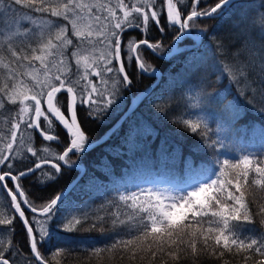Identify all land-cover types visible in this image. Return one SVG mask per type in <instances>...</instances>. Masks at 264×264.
Wrapping results in <instances>:
<instances>
[{
    "label": "snow or ice",
    "instance_id": "obj_1",
    "mask_svg": "<svg viewBox=\"0 0 264 264\" xmlns=\"http://www.w3.org/2000/svg\"><path fill=\"white\" fill-rule=\"evenodd\" d=\"M251 2L255 4L256 0ZM202 3L204 6L200 7ZM233 3L234 0H217L214 4L209 0H191L190 4L185 0H0V75L3 76L0 110L6 109L7 104L19 105L16 112L6 117L9 134H0V188L11 198L12 213L0 214L3 217L0 226H4L0 228V264H16L12 257L21 254L8 235L14 232L12 226L17 218L29 240L32 260L28 264H50L40 246L50 239L51 225L66 197L61 192L37 206L28 199L19 180L47 165L51 170L42 172L40 182L44 183L55 180L65 166H77L73 157L93 146L78 121V106L87 105L89 116L96 119L109 114L121 92L133 84L127 71L129 65L139 74H155L156 69L145 57V51L170 59L182 56L185 71L194 77L186 83L196 87L202 82L207 64L217 81L227 80L228 86L212 96L204 93L203 97L224 104L225 110L239 106L241 100L245 106L255 108L258 90L264 101V0H259L258 9H249L247 15H236L238 23L233 31L239 33L237 45H226L215 30L209 32L199 23L219 21ZM150 25L157 26L160 33L166 29L173 32L167 53L162 42L153 43L147 37L123 41L126 31L136 29L147 33ZM241 28L245 32H240ZM185 37H192L193 43L191 47L181 48L180 41ZM204 38L211 45V64L207 62V53L198 54ZM232 39L235 37L230 35L228 40ZM234 47L236 50L232 51ZM240 49H246L247 54H242ZM92 77H97L98 82ZM233 87L235 95L228 100ZM62 92L67 93L63 103L58 95ZM191 98L197 104L202 102L201 93ZM154 108L165 115L173 110L167 97H161ZM57 122L67 134L62 150L55 152L51 145L42 149L34 147L32 137L36 133L43 141L61 143L59 134L55 133ZM172 122L198 136L208 149H215L218 142L207 136L206 124L201 127L202 122L183 115H177ZM138 133L139 128L130 125L125 142L134 141ZM41 152L46 155L42 157ZM28 154L38 162L13 174L15 162L27 160ZM216 165L211 175L182 195L155 189L120 193L116 200L109 201L116 211L107 212V219L96 215L97 222L90 223L88 212L68 210L58 226L64 232L74 233L81 231L85 222H89L86 231H104L103 225L108 222L113 230L122 225L127 239L116 240L107 249L91 248L90 252L97 256L119 246L131 253L133 260L138 251H143L153 260L163 253L179 262L182 259L179 253L187 247L193 255L205 252L222 264H228L223 259L226 253L238 258L241 264L250 260L253 264H264V232L245 236L240 223L251 224L259 217L258 223L264 225V203L256 204L254 209L251 205L255 200L246 199L249 189L264 192V154L224 160L217 157ZM189 169L192 170L191 165ZM9 180L14 187L8 186ZM223 192L226 196L221 195ZM22 204L32 214L30 217ZM121 208L130 211L121 212ZM198 240L202 244L199 250ZM51 255L55 260L61 255H71V250L57 247ZM56 264H60L59 260ZM161 264L167 261L161 259Z\"/></svg>",
    "mask_w": 264,
    "mask_h": 264
},
{
    "label": "trees",
    "instance_id": "obj_2",
    "mask_svg": "<svg viewBox=\"0 0 264 264\" xmlns=\"http://www.w3.org/2000/svg\"><path fill=\"white\" fill-rule=\"evenodd\" d=\"M190 2L191 0H185L186 4H190ZM209 2L214 4L217 0H209ZM258 3L259 0H256L255 4L251 0H234L232 8L223 18L219 21L203 20L199 22L200 26L207 27L209 32L215 30L217 36L226 41V45H237L239 33L233 31L234 25L238 23L236 15H247L249 9L253 7L258 9ZM203 6L202 3L200 7ZM241 8L243 9L242 12L240 11ZM161 19L163 23L164 18ZM240 32L243 33L245 30L241 28ZM230 35L235 39L228 40ZM145 37L153 43L162 42L164 50H166L173 39V32L166 29L164 33H160L157 26L150 25L147 33L130 29L123 34L122 39L126 43L130 38L140 39ZM187 40H191V38L188 37ZM205 45L208 47H204ZM235 50L234 47L232 51ZM240 51L242 54H247L246 49H240ZM205 53H207L208 64H211L212 51L208 38L202 40V46L198 54L204 55ZM145 57L153 68L156 67L164 71L163 77L149 90L150 92L148 91L150 94L147 92L146 96L144 95L138 100L133 112L122 120V124L117 126V129L111 131L112 133L106 138L107 141L105 139L103 142L96 144V148H91L79 157H73V159L80 160L79 162L83 163L85 168L80 176L81 178L79 177L76 181L77 183L75 182L68 190L69 192L64 194L66 198L59 205L56 221L51 225V237L40 246L45 258L51 260L50 264H56L57 260L60 264H161V259L166 260L167 264H222L215 256L205 252L193 255L191 249L187 247H185L183 253H179L182 256L179 262L172 261L170 257L163 253L158 254V257L153 260L150 254L143 251H138L136 258L133 260L131 253L124 251L119 246L110 251H102L97 256L90 252L91 248L107 249L116 240L127 239L126 230H123L122 225H117L116 230H113V225L108 222L103 225L104 231H86L84 228L89 226V222H85L81 231L74 233L64 232L58 226L61 217L68 210L86 211L91 217L90 223H96V215L106 216L107 212L116 211L114 207L109 205V201L116 200L120 193L138 192L140 189H155L182 195L185 191H191L192 186L211 175V170L217 167V157L224 160L247 154H254L257 157L264 154V111L260 110L264 109V101L260 99L259 90L255 108L245 106L241 100L239 106L233 105L225 110L224 104L203 97L204 93L212 96L222 92L228 86L227 80L217 81L216 77L211 74L212 69L208 68L207 64L205 65L207 71L203 73L202 82L199 87H196L186 83L194 77L192 73L185 71L182 56L167 59L153 56L149 51H145ZM127 71L132 75L133 84L121 92L117 103L109 114L96 119L89 116L87 105L78 106V121L81 123L82 130L86 133L89 141L95 139L98 135L100 136L124 110L130 98L154 78L151 75L139 74L138 70L132 65L127 67ZM55 72L56 69H53V73ZM0 79H3L2 75H0ZM92 79L94 82H98L97 77H92ZM197 93H201L202 102L199 104L191 98L196 96ZM58 95L62 103L67 98V93L62 92ZM234 95L235 88L233 87V92L228 96V100H232ZM161 97L170 98L173 110L167 115L156 112L154 108ZM18 107V104H7L6 109L0 110V113H3L0 115V134H9L10 125L6 117L10 113L16 112ZM177 115H183L194 122L200 121L202 122L201 127L206 124L207 136L218 142L215 149H208L198 136L186 131L180 125L174 124L172 121ZM130 125H137L139 133L134 141L126 143L125 134ZM149 132L151 134H148ZM55 133L60 136V144L43 141L36 133L32 137L34 147L42 149L47 145H51L53 151H61L64 144L67 143V134L58 122ZM105 143L107 145L102 146ZM112 144H115V146ZM40 155L43 157L46 154L41 152ZM37 162L35 157L28 154L27 160L15 162V167L12 169L13 174H17ZM189 165L192 166V170L189 169ZM68 168L65 166L55 180L41 183L42 172L46 173L51 170L49 166L45 165L35 173L21 177L19 183L25 193L28 194V199L39 206L50 200L79 171L76 167ZM153 178L163 179L168 185V189L163 186L153 187L149 181ZM8 184L12 188L10 180ZM221 195L226 196V192L221 193ZM246 199L255 200V203L251 205L255 209L256 204L264 203V192L255 188L249 189L246 192ZM9 202V196L3 188H0V214H12L9 209ZM22 208L24 207L22 206ZM25 211L26 216L30 217L32 215L26 208ZM126 211L130 210L121 208V212ZM0 218H3L2 215H0ZM259 219V217H256L251 224L241 221L240 223L243 224L242 234L245 236H259L261 232H264V225L258 223ZM18 220L17 218L12 226L14 232L8 235L21 254L12 257V259L16 261V264H28V261L32 260L28 236L21 221ZM3 227L0 226V228ZM142 246L146 247V243ZM57 247L69 248L71 255H61L53 260L51 253ZM182 247L184 246L182 245ZM153 248H155V244ZM197 248L198 250L202 248L199 240ZM173 250H175V246H173ZM223 259L227 260L228 264H241L238 258L227 253ZM248 264H253V261L250 260Z\"/></svg>",
    "mask_w": 264,
    "mask_h": 264
},
{
    "label": "water",
    "instance_id": "obj_3",
    "mask_svg": "<svg viewBox=\"0 0 264 264\" xmlns=\"http://www.w3.org/2000/svg\"><path fill=\"white\" fill-rule=\"evenodd\" d=\"M193 36H195V34H193ZM140 39H142V38H140ZM140 39H138L137 41H139ZM179 47H181V45H179ZM168 51H169V49L166 51V53ZM159 57L165 58L167 56H159ZM155 69H156V72H155L154 75L151 74V73H145L146 75L154 76L155 77L154 80L152 82H150L147 86H145L142 89H140L139 91H137L130 98L129 103L124 108V110L120 113V115L114 120V122L100 136H98L97 138L89 141L90 143H92L93 146L98 144V143H100V142H102V141H104L109 136L111 131H113L118 126V124H120V122H122V120L125 117H127L129 114H131L133 112L135 106L137 105L138 100H140L158 82V80H159V78L161 76V70L159 68H155ZM76 164H77V166H75V167L80 169L79 172L64 187H62L55 195H57V194H59L61 192H63V194L67 193L68 190L71 188V186L79 179V177L81 176V174H82V172L84 170V167L80 163L79 164L76 163ZM31 167H34V165L31 166ZM26 169L27 168H25V169H23L21 171H24ZM11 184L14 187L12 182H11ZM5 192H6V190H5ZM9 198H10V196H9ZM22 206L25 208V206L23 204H22ZM28 243H29V240H28ZM29 250H30V247H29Z\"/></svg>",
    "mask_w": 264,
    "mask_h": 264
},
{
    "label": "bare ground",
    "instance_id": "obj_4",
    "mask_svg": "<svg viewBox=\"0 0 264 264\" xmlns=\"http://www.w3.org/2000/svg\"><path fill=\"white\" fill-rule=\"evenodd\" d=\"M172 41H173V39H172ZM166 58L168 59V57H166ZM175 69H176V68H175ZM160 70H161V69H160ZM163 74H164V71L161 70V76H160L158 82L160 81V79H162V77H163L162 75H163ZM154 78H155V77H154ZM154 78H153V80H154ZM153 80H152V81H153ZM152 81H151V82H152ZM158 82H157V83H158ZM147 85H148V84H147ZM147 85H146V86H147ZM144 87H145V86H144ZM152 88H153V87H152ZM152 88H151V89H152ZM154 88H155V87H154ZM141 89H142V88H141ZM139 90H140V89H139ZM149 92H150V91H149ZM149 92H148V94H149ZM146 95H147V94H146ZM146 95H145V96H146ZM135 115H136V114H135ZM141 120H142V119H141ZM124 121H125V120H124ZM113 122H114V121H113ZM111 124H112V122H111ZM139 125H140V123H139ZM108 126H110V124H109ZM136 126H137V125H136ZM106 127H107V126H106ZM140 128H141V127H140ZM115 129H117V128H115ZM102 132H103V131H102ZM112 132H113V131H112ZM112 132H111V133H112ZM117 132H119V131H117ZM114 135H115V134H114ZM169 135H170V134H169ZM98 136H99V135H98ZM98 136H97V137H98ZM97 137H96V138H97ZM111 137H112V136H111ZM162 137H163V136H162ZM168 137H169V136H168ZM89 139H90V138H89ZM169 140H170V139H169ZM90 141H91V140H90ZM106 141H107V139H106ZM106 141H105V142H106ZM111 141H112V140H111ZM172 141H174V140H172ZM102 142H103V141H102ZM175 142H176V141H175ZM107 143H108V142H107ZM115 143H116V142H115ZM170 143H172V142H170ZM101 145H102V144H101ZM104 145H107V144L105 143V144H103L102 146H104ZM112 145L115 146V144H112ZM171 145H172V144H171ZM174 145H175V144H174ZM177 147H178V146H177ZM91 148H96V146L94 145V147H91ZM98 148H99V146H98ZM117 148H118V146H117ZM194 150H195V149H194ZM189 156H190V155H189ZM74 160H75L76 162L78 161V160H76V158H74ZM79 161H80V160H79ZM79 161H78V162H79ZM81 162H82V161H81ZM79 163H80V162H79ZM82 164H83V163H82ZM83 165H84V164H83ZM84 167H85V166H84ZM64 168H65V167H64ZM86 168H87V167H86ZM68 169H69V168H68ZM87 169H88V168H87ZM90 169H91V168H90ZM75 170H76V168H75ZM77 170H78V169H77ZM92 171H93V170H92ZM78 172H79V171H78ZM88 172H89V171H88ZM92 173H93V172H92ZM82 174H83V173H82ZM25 177H26V176H25ZM22 178H23V177H22ZM80 178H81V177H80ZM76 183H77V182H76ZM8 186H9V184H8ZM10 186H11V185H10ZM72 186H73V185H72ZM70 189H71V188H70ZM68 192H69V191H68ZM6 194H7V193H6ZM27 195H28V194H27ZM65 196H66V195H65ZM28 197H29V196H28ZM18 221H19V220H18ZM19 223H20V222H19ZM20 225H21V223H20ZM22 230H23V229H22ZM24 234H25V231H24ZM50 261H51V260H50ZM52 263H53V262H52Z\"/></svg>",
    "mask_w": 264,
    "mask_h": 264
},
{
    "label": "rangeland",
    "instance_id": "obj_5",
    "mask_svg": "<svg viewBox=\"0 0 264 264\" xmlns=\"http://www.w3.org/2000/svg\"><path fill=\"white\" fill-rule=\"evenodd\" d=\"M172 44V41H171V43L169 44V46ZM168 46V47H169ZM2 78H3V76H2ZM19 106V105H18ZM120 124H122L121 122H120ZM120 124H118V126L120 125ZM151 183H152V186L153 187H155V188H159V187H161V186H163L165 189H168V185L165 183V181L163 180V179H161V178H153V179H150L149 180Z\"/></svg>",
    "mask_w": 264,
    "mask_h": 264
},
{
    "label": "flooded vegetation",
    "instance_id": "obj_6",
    "mask_svg": "<svg viewBox=\"0 0 264 264\" xmlns=\"http://www.w3.org/2000/svg\"><path fill=\"white\" fill-rule=\"evenodd\" d=\"M193 40H186V41H182V42H180V44H183L184 42L185 43H189V42H192ZM66 115H67V113H66Z\"/></svg>",
    "mask_w": 264,
    "mask_h": 264
}]
</instances>
